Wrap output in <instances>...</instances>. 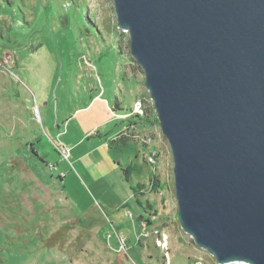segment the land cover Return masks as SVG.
Instances as JSON below:
<instances>
[{
  "label": "rangeland",
  "instance_id": "374dc122",
  "mask_svg": "<svg viewBox=\"0 0 264 264\" xmlns=\"http://www.w3.org/2000/svg\"><path fill=\"white\" fill-rule=\"evenodd\" d=\"M128 42L111 0H0V264H216L178 224Z\"/></svg>",
  "mask_w": 264,
  "mask_h": 264
},
{
  "label": "water",
  "instance_id": "95a60500",
  "mask_svg": "<svg viewBox=\"0 0 264 264\" xmlns=\"http://www.w3.org/2000/svg\"><path fill=\"white\" fill-rule=\"evenodd\" d=\"M111 1L170 150L180 229L216 264H264V0Z\"/></svg>",
  "mask_w": 264,
  "mask_h": 264
},
{
  "label": "trees",
  "instance_id": "16d2710c",
  "mask_svg": "<svg viewBox=\"0 0 264 264\" xmlns=\"http://www.w3.org/2000/svg\"><path fill=\"white\" fill-rule=\"evenodd\" d=\"M146 113H145V110L143 111V115L141 117H139V124H144L146 125L147 123H149L148 121V118L145 117ZM152 120L155 122V123H158L157 120H156V117H155V114L153 115V112H152ZM121 139V138H120ZM133 171V168L131 166H127L125 169H124V174H125V180H128L129 177L131 176V173ZM150 181L153 182V178L150 177L149 178ZM153 186H156V184H154ZM144 188V185L142 184H137L136 188L133 189V197L134 198H137V196H140V190H142ZM135 202L138 204V205H141L140 204V201L138 199L135 200ZM127 204H125L124 206H126ZM147 211H145V213L149 214V212L152 211V208L150 205H147L146 207Z\"/></svg>",
  "mask_w": 264,
  "mask_h": 264
},
{
  "label": "built area",
  "instance_id": "2783aa9c",
  "mask_svg": "<svg viewBox=\"0 0 264 264\" xmlns=\"http://www.w3.org/2000/svg\"><path fill=\"white\" fill-rule=\"evenodd\" d=\"M133 115L135 116H139L141 117L143 115V112L141 111V106L139 103H136L133 107V109L130 111V113L128 114H125L122 117V119H126V118H130L132 117ZM121 135V134H120ZM61 154L63 156L64 159H67L68 158V149L65 147V146H61ZM152 155H156V153L154 152ZM233 264H248V263H245V262H237V263H233Z\"/></svg>",
  "mask_w": 264,
  "mask_h": 264
},
{
  "label": "crops",
  "instance_id": "0c3cea01",
  "mask_svg": "<svg viewBox=\"0 0 264 264\" xmlns=\"http://www.w3.org/2000/svg\"><path fill=\"white\" fill-rule=\"evenodd\" d=\"M91 103H92V102H91ZM89 107H90V105H88L84 110H89ZM91 107H92V106H91ZM108 109H109V108H108ZM108 109H107V110H108ZM96 133H97V132H96ZM85 136H86V135H85ZM83 138H84V137H82V139H83ZM82 139H81L79 142H77L76 144H74V147H75L77 144H80V143L83 141ZM72 146H73V145H72ZM66 148H67V147H66ZM67 149H68V148H67ZM80 157H81V156H80ZM80 157H79V158H80ZM81 159H84V158L81 157Z\"/></svg>",
  "mask_w": 264,
  "mask_h": 264
},
{
  "label": "flooded vegetation",
  "instance_id": "af4514ba",
  "mask_svg": "<svg viewBox=\"0 0 264 264\" xmlns=\"http://www.w3.org/2000/svg\"><path fill=\"white\" fill-rule=\"evenodd\" d=\"M145 220V218L142 216V219H141V221H144Z\"/></svg>",
  "mask_w": 264,
  "mask_h": 264
}]
</instances>
